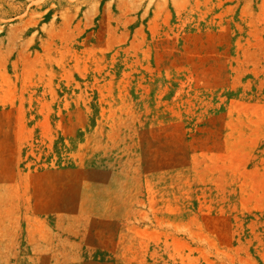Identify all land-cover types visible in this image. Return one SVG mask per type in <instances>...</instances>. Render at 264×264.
I'll use <instances>...</instances> for the list:
<instances>
[{"label":"rangeland","instance_id":"1","mask_svg":"<svg viewBox=\"0 0 264 264\" xmlns=\"http://www.w3.org/2000/svg\"><path fill=\"white\" fill-rule=\"evenodd\" d=\"M0 264H264V0H0Z\"/></svg>","mask_w":264,"mask_h":264}]
</instances>
